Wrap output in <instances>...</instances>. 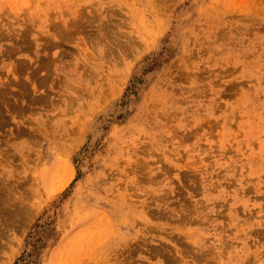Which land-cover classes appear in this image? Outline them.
Here are the masks:
<instances>
[{"label": "rangeland", "instance_id": "rangeland-1", "mask_svg": "<svg viewBox=\"0 0 264 264\" xmlns=\"http://www.w3.org/2000/svg\"><path fill=\"white\" fill-rule=\"evenodd\" d=\"M0 264H264V0H0Z\"/></svg>", "mask_w": 264, "mask_h": 264}]
</instances>
